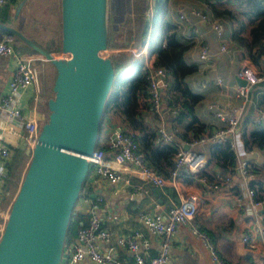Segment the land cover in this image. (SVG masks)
Segmentation results:
<instances>
[{
  "label": "crops",
  "instance_id": "0c3cea01",
  "mask_svg": "<svg viewBox=\"0 0 264 264\" xmlns=\"http://www.w3.org/2000/svg\"><path fill=\"white\" fill-rule=\"evenodd\" d=\"M19 1L20 0H7L4 4H0V17L3 16V11L8 10L5 24H0L12 26L16 29L18 28L11 22L12 20L15 22L16 16L13 17V11ZM57 1L58 0H54L55 6L57 5ZM183 1L188 3V7L181 8L186 19L178 20L176 10L180 8ZM196 8L201 9L204 8V6L197 0H168L166 16L176 25L179 34L189 43L188 48L184 52L185 60L197 64V69L186 76V81L193 91L201 95L198 102L193 105L192 113L204 123L202 132L208 133L220 127L221 122L212 114L211 109L207 108V102L216 101L223 107L236 102L235 87L238 85V78L234 75L233 71L241 63L249 64L251 67L258 70L261 68L262 62L253 63L247 56L242 54L236 41L230 37L228 26L225 23H223L222 36L220 39H217L213 30L209 27V22L191 13V10ZM51 14L52 13H50V15ZM205 15L208 18L211 17L208 13ZM22 28L23 30L20 29L28 35L23 26ZM2 34H0V37ZM11 35L13 37L12 33ZM218 42H223L227 49L219 50ZM201 44H206L208 53H210V56H208L206 60H200L197 56L198 48ZM41 46L48 47L45 45ZM152 59L153 55H149L145 60L151 63ZM36 62L38 61H33V64L35 65ZM51 67L52 68L48 66L46 72L49 76L47 79L48 81H53L52 76L54 75V67L52 65ZM12 68L13 63L11 61L0 59V96L6 91V83L10 77ZM49 68L51 69L50 73L48 71ZM45 85H39L38 79L36 78V88L30 85L26 87L20 95L22 109L27 114L37 115L41 118V122L47 113L46 100L51 96L49 95V86L47 87ZM263 89L264 80L249 87L243 116L235 132L232 134L234 143L232 150L235 158H247L251 166L259 164L260 159L263 158L257 153L258 149L255 146H251L248 149L243 147L240 131L246 119L250 121V117L255 118L259 111H263L260 109L262 108ZM263 117L264 112L258 116V118L262 119ZM112 121H103L101 128L103 138L101 137L100 144H107V156L110 154L108 143L111 138V133H113L116 127H119V125ZM164 125L168 128L167 120H165ZM6 128L2 119H0V130L6 131ZM13 131V134L9 133L6 137L9 150L11 151L9 159L12 157L15 150H24L27 152V148L21 137V129L13 125ZM189 135V132H187V137H190ZM205 143L207 142L194 144L192 148L206 154ZM183 145L186 144H183V140H181L178 146L183 147ZM122 170L126 172V176L134 179L137 178L135 174H139L138 170L130 167H123ZM151 173L154 177L149 176L146 181V184L150 188L149 197H143L138 193H129L119 188L117 185L102 181H98L91 185L87 183L86 178H84L86 182L85 185H88L91 189L88 194L95 192L99 194L102 199L99 204V214L101 217L100 227L108 230L111 236L132 230L140 231L142 237L146 241V245L140 243L137 251L141 252L144 257L152 256L160 248V237L151 232L141 222L138 213L148 210V205L151 200H155L159 204V208L163 209L177 203L184 190H192L197 197V213L194 216L195 222L198 224L199 229L205 231L209 239L211 238L210 240L218 256L227 264H264V239L260 237L257 230V228L261 226V220L257 216V214H260L259 209H257L254 214L247 213L243 206L246 201L245 198L240 199L236 196L224 195L219 190H206L203 188L200 178L197 179V182L178 180L171 184L168 179L157 174L153 169H151ZM232 177L233 183H235V185L238 184V174L233 172ZM167 188L173 189L176 200L170 198L169 194L166 192ZM13 195L5 199L0 185V230L2 229L3 222L2 215L4 211H8ZM87 195H78L72 209L73 213L84 212V222L86 220V203L81 202V198ZM161 197H163V199ZM76 243L75 233H73L71 238L62 245L59 264H61V261L67 260L68 255ZM112 255L120 260H129L132 257V252L115 244ZM77 264L95 263L89 261L87 258H83ZM165 264L217 263L211 261L208 250L197 237L190 233L188 223H183L177 227L170 238L169 258Z\"/></svg>",
  "mask_w": 264,
  "mask_h": 264
},
{
  "label": "built area",
  "instance_id": "2783aa9c",
  "mask_svg": "<svg viewBox=\"0 0 264 264\" xmlns=\"http://www.w3.org/2000/svg\"><path fill=\"white\" fill-rule=\"evenodd\" d=\"M7 0H0V4H4ZM182 7H188V3L183 1L180 8L176 10L178 20L186 19ZM191 13L202 20L209 22V27L213 30L217 39H220L223 31V22L217 18H208L205 14L200 13L197 9H192ZM208 18V19H207ZM258 44L264 51V35L258 39ZM120 48L107 47L100 52L102 57H109L113 53H118ZM219 50H226L227 47L223 42H218ZM120 53H131L134 55H146V43L142 46L125 45L124 49H120ZM51 55L55 58H66L68 53L62 51H52ZM198 59L206 60L208 53L206 44H201L198 48ZM0 59L9 60L13 63V68L9 79L6 83V91L0 96V119L7 127L6 131L0 130V185L6 175V162L9 160L11 151L7 144V135L13 134V125L21 129V137L27 150L33 146L41 124V118L34 114H27L21 107L20 95L23 90L32 85L36 88L37 68L33 61H44L43 54L36 51H20L13 46V37L10 32L3 33L0 37ZM146 62V60H145ZM150 62V61H149ZM148 67L151 63L146 62ZM237 78H241L244 84H238L235 87L237 101L223 107L216 101L207 102V108L211 109L212 114L220 120V127L208 133L202 132L197 137L183 141L187 147L178 146L173 157V164L170 170V178L168 181L173 184L176 180L177 171L180 167H184L190 172H197L203 166L206 154L202 151L192 148L194 144L204 142H221L227 144L233 149L232 134L235 132L239 122L243 116L245 104L247 101L248 89L251 85L264 80V69L257 70L249 64L241 63L233 71ZM165 71L160 66H155L148 72L147 89L149 94V103L159 119V125L156 128L158 140L171 144L174 141L173 123L164 125V115H173L177 111V105L166 107V112L161 109L163 90L166 86ZM219 80V79H217ZM263 111H259L254 117H250V121L258 122V116L264 112V89L262 90ZM110 149L109 156H105L102 149L93 148L91 152L85 156L88 167L86 171V182L94 184L98 181L117 185L129 193H138L143 197L150 196V188L146 184L149 176H152L151 169L143 163L142 153L139 151L133 138L122 131L120 127L113 130V136L108 143ZM257 148V147H256ZM258 149V148H257ZM257 153L264 161V150L258 149ZM263 160V161H262ZM123 167H130L139 171L135 174L136 179L126 176ZM233 172L239 176V182L233 183L232 174L225 176L215 174V177L208 181L200 178L203 188L206 190H219L224 195H232L245 198L243 204L247 213L254 214L257 209L260 214L257 216L262 218L264 214V198H256L253 188L249 187L248 181L254 176L251 169L250 161L247 158H235V165L231 167ZM154 177V176H152ZM116 189V187H115ZM101 196L97 193L89 194L81 198V202L86 203V220L80 223L75 231V239L77 243L73 246L72 251L68 255L65 264H77L81 259L87 258L95 264H165L169 258L170 238L181 224L188 223L191 234L197 237L205 248L208 250L211 261L217 264H227L217 254V251L209 239L208 235L199 229L195 222L194 216L197 213V197L192 190H184L177 203L167 208L160 209L159 204L155 200H151L148 210L140 211L138 217L141 222L153 233L160 237V248L152 256L144 257L137 251L140 243L146 245L145 239L138 230H132L122 234H115L100 227L99 204ZM159 209V210H158ZM8 211H4L2 217L5 220ZM114 217V216H111ZM261 225V224H260ZM259 235L264 239V229L262 226L257 228ZM132 252L129 260H120L112 255L115 244Z\"/></svg>",
  "mask_w": 264,
  "mask_h": 264
},
{
  "label": "trees",
  "instance_id": "16d2710c",
  "mask_svg": "<svg viewBox=\"0 0 264 264\" xmlns=\"http://www.w3.org/2000/svg\"><path fill=\"white\" fill-rule=\"evenodd\" d=\"M197 1H200L204 8L196 9L200 13H208L210 18H217L225 23L230 37L236 41L242 54L253 63L262 62L258 70L264 69V52L258 44L259 37L264 35V0ZM167 10L168 0H108L106 46H119L120 44L116 41L117 35L124 28L132 38V45L138 47L146 43L147 54L113 53L110 55L113 79L104 100L94 144V148L102 149L107 156V144H100L101 137L103 138L101 128L103 121L114 120L112 122L119 125L120 129L136 142L142 153L143 163L165 179L170 178L172 160L180 141L197 137L204 127V123L192 113V107L201 95L193 91L186 81V76L197 69V64L185 60L184 52L189 43L179 34L176 25L167 18ZM7 13L8 10L3 11L0 23L5 24ZM17 29L47 52L60 49V38L57 43L51 38L49 42L51 46L42 47L38 40L26 35L20 28ZM5 32L9 31L0 28V34ZM13 39L15 49L35 51L15 35ZM125 44V42L122 43L123 46ZM149 55H153L150 67L145 62ZM155 66L162 67L166 77L161 109L166 112V107L174 105L178 107L175 114L164 115V121L167 120L168 125L173 123L175 127L173 135L175 140L171 144L158 140L156 128L160 121L149 103L147 75ZM51 83L48 87L49 95H52ZM187 132L190 137H187ZM240 138L245 149L255 146L264 150V117L258 122L246 119L242 124ZM205 150V162L199 171L193 173L180 167L176 179L197 182V179L202 177L210 181L215 174L225 176L233 173L231 167L235 165V155L227 144L207 142ZM28 157V152L15 150L7 161L6 175L1 185L5 199L15 193ZM251 169L254 176L248 181V185L253 188L256 198H264V161L251 166ZM85 183L83 179L78 192L79 196L87 195L91 190ZM166 192L172 200H176L173 189L167 188ZM72 211L66 225L63 245L75 233L77 226L84 222V212L73 213ZM261 226L264 229V214L261 218ZM61 264H65V261H61Z\"/></svg>",
  "mask_w": 264,
  "mask_h": 264
},
{
  "label": "water",
  "instance_id": "95a60500",
  "mask_svg": "<svg viewBox=\"0 0 264 264\" xmlns=\"http://www.w3.org/2000/svg\"><path fill=\"white\" fill-rule=\"evenodd\" d=\"M105 12L106 0H59L60 51L66 58L53 57L15 27L0 24L54 67L47 113L27 150L0 233V264L60 263L66 225L88 167L85 156L94 148L113 79L110 58L100 55L106 48Z\"/></svg>",
  "mask_w": 264,
  "mask_h": 264
},
{
  "label": "rangeland",
  "instance_id": "374dc122",
  "mask_svg": "<svg viewBox=\"0 0 264 264\" xmlns=\"http://www.w3.org/2000/svg\"><path fill=\"white\" fill-rule=\"evenodd\" d=\"M56 8V9H55ZM55 11V12H54ZM50 13H52L50 15ZM106 19L108 17V0H106ZM146 15V14H145ZM144 15V17H146ZM15 22L12 20V24L18 28L24 27L26 33L36 40L39 41L41 45L51 46L50 41L51 38L56 40V43L59 40L60 36V21H59V0L57 1V5L55 6L54 0H25L23 5L20 7L19 11L16 14ZM145 19V18H144ZM122 28V26H121ZM121 33L117 35L116 41L119 46L110 47V48H120L124 49L125 45H132V38H130L129 33L125 31L124 28ZM125 31V32H124ZM123 33V34H122ZM50 39V40H49ZM126 43L124 46L122 43ZM119 51L121 52V50ZM118 52V53H120ZM125 53V52H124ZM35 67L37 68V79L39 85L49 86L51 81L47 79L49 76L46 74L48 66L51 67L50 63L46 60L38 61L35 63ZM49 68V73L51 69ZM46 116V115H45ZM28 158L26 159L27 164ZM4 224V220L2 222V227ZM2 230V229H1ZM0 230V233H1Z\"/></svg>",
  "mask_w": 264,
  "mask_h": 264
}]
</instances>
